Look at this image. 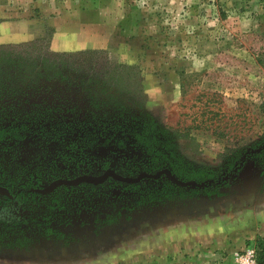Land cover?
<instances>
[{"label":"rangeland","instance_id":"1","mask_svg":"<svg viewBox=\"0 0 264 264\" xmlns=\"http://www.w3.org/2000/svg\"><path fill=\"white\" fill-rule=\"evenodd\" d=\"M34 42L29 69L0 74V114L27 116L6 177L44 190L115 171L121 156L84 135L144 116L179 134H160L155 171L125 175L160 173L135 190L110 179L3 214L0 264H233L264 240V0H0V48ZM46 49L72 55L44 69Z\"/></svg>","mask_w":264,"mask_h":264},{"label":"trees","instance_id":"2","mask_svg":"<svg viewBox=\"0 0 264 264\" xmlns=\"http://www.w3.org/2000/svg\"><path fill=\"white\" fill-rule=\"evenodd\" d=\"M34 43H27L23 45H17V46H10V47H2L0 48V74L4 75L2 73V67L4 64H6L8 67L9 65H12V63H15L21 67H24L26 69H29L30 63L34 62V60H38V57L34 56L36 55L35 51V44ZM25 49L30 50L28 52H22V53H16V50ZM40 54L42 55L41 64L44 69L49 68V70H60L63 67V64L66 63L65 58L72 55L69 53H60L57 55H53L52 52L48 51L47 49L43 51V53L39 50ZM95 52H78V54L74 53L75 55H92ZM13 66V65H12ZM116 69H114L115 71ZM12 75L16 74V72L11 73ZM7 94H11L12 92L10 90L6 91ZM5 102L1 106H5ZM260 111L264 116V101L262 102L260 106ZM143 117V116H142ZM27 120V116L22 115L18 119L17 114L12 115H6L4 113L0 114V184L5 182L7 184H10L11 186L8 187L10 191L11 198L8 197H0V213L7 208V206H12L15 203H19L21 200L24 199L26 196L24 191L28 188L26 184H15L13 182L15 177L7 176L6 177V170H5V160L7 158L11 146L9 144H15V140H21L23 137L22 131L19 130L20 127H24V122ZM140 125L134 126V128H128L124 130H114L109 133L103 132L102 134L99 132L98 136L95 135L93 132H86L84 137L87 138H93L92 143H89L88 146H92L93 144L98 147L102 144L106 145L105 148H110V151L104 152L105 155H108L110 153H116V156H121L122 160L120 161L121 164H125L124 167H113L114 170L122 175H130L132 176L138 171L139 164L141 160H145L148 165H143L146 168V172L151 173L155 171L157 168V165L160 164L161 159H167L165 155L161 151V147L159 146L160 141V134H166L170 133L171 137L174 136L177 138V134H179L177 131H169L167 129H160L156 131L155 128L158 127L157 124L154 122L152 118H147L144 116V118H141ZM22 122L19 126L17 124ZM146 125V126H144ZM144 126V127H143ZM26 128V125L25 127ZM144 128V129H143ZM148 128L153 129V131H149ZM262 136H259V144L263 145V148L260 150V153L255 155V157L264 158V129ZM180 136V135H179ZM97 137H99L97 139ZM87 146V147H88ZM8 151V153H6ZM110 154V155H113ZM110 165V162L108 160H105L103 163L99 165L98 170L104 171L108 166ZM17 166V165H16ZM90 167H84L80 170L74 171L70 177L77 176L84 173H90ZM37 183L40 182L39 179H36ZM103 187V186H101ZM128 187H136V186H128ZM83 188L86 189H98V187H92V186H83ZM257 250V263L258 264H264V240L259 241L257 245L255 246Z\"/></svg>","mask_w":264,"mask_h":264},{"label":"flooded vegetation","instance_id":"3","mask_svg":"<svg viewBox=\"0 0 264 264\" xmlns=\"http://www.w3.org/2000/svg\"><path fill=\"white\" fill-rule=\"evenodd\" d=\"M106 171H108V169H106V170H104L101 174H98V175H93V174H91V173H84V174H80V175H77V176H74V177H72V178H62V180H73V179H76L77 177H80V176H83V175H88V176H99V175H102L104 172H106ZM113 172H115V171H113ZM116 173V172H115ZM116 174H118V173H116ZM118 175H120L121 177H127V176H125V175H121V174H118ZM139 176V175H138ZM138 176H136V177H138ZM32 177H34L35 179H32ZM136 177H134V178H136ZM30 180L29 181H27V180H24V181H21V182H19V180H20V178L18 179V178H16V179H14L13 180V182L16 184H26V186L28 187L25 191H24V193H25V197H24V199L23 200H21L19 203H15V204H13L12 206H7V208L5 209V210H3L1 213H0V217L4 214V215H6V218H4V219H2V220H7V218H11L12 216H11V211L12 210H16L18 207H20V208H22V207H24L26 204H27V202L28 201H31V200H33V198L36 196V197H41V198H43V197H46V194H40L38 191H40V190H43L42 189V187H39L38 185L39 184H37V181H35V184L32 182V181H34V180H36V179H39L40 180V174H37L36 176H33V175H30ZM127 178H132V177H127ZM56 180H59V179H55V181ZM108 180H110V178L109 179H107V181ZM141 180H143V179H141ZM141 180L139 181V182H137V183H125L126 185L124 186L126 189H132V190H135V189H137V188H139V187H141L140 185H141ZM107 181H105V182H107ZM104 182V183H105ZM3 183H4V185H3ZM3 183H1L0 184V187L1 186H3V188L8 192V195H4V194H0V197H8L9 199L11 198V194H10V191H9V189H8V187H10L11 185L10 184H7L6 182H3ZM40 183V182H39ZM103 183V184H104ZM120 183H122V182H120ZM101 185V184H100ZM100 185H91V184H86V183H81V184H79V185H77V186H59V187H56L53 191H51V193L50 194H53V193H55L57 190H59V189H64V190H75V189H79V188H83V186H92V187H101ZM123 186V185H122ZM128 186H136V187H128ZM2 188V187H1ZM9 220V219H8Z\"/></svg>","mask_w":264,"mask_h":264},{"label":"water","instance_id":"4","mask_svg":"<svg viewBox=\"0 0 264 264\" xmlns=\"http://www.w3.org/2000/svg\"><path fill=\"white\" fill-rule=\"evenodd\" d=\"M159 174L160 173L155 174L153 176L141 174L136 178H127V177H121L120 175L116 174L112 170H108L99 176L83 175V176L77 177L76 179H73V180L59 179V180L52 182L46 189L40 190L38 192L40 194L48 193V192L53 191L56 187H59V186H77L81 183H86V184H91V185H100V184L104 183L105 181H107V179H109V178L113 179L115 181H118V182H122V183H137L141 179L156 178ZM0 194L8 195V192L4 188L0 187Z\"/></svg>","mask_w":264,"mask_h":264},{"label":"built area","instance_id":"5","mask_svg":"<svg viewBox=\"0 0 264 264\" xmlns=\"http://www.w3.org/2000/svg\"><path fill=\"white\" fill-rule=\"evenodd\" d=\"M233 264H258L257 250L253 245L237 251L233 256Z\"/></svg>","mask_w":264,"mask_h":264}]
</instances>
